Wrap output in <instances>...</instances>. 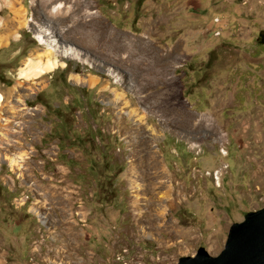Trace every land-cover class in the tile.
Wrapping results in <instances>:
<instances>
[{
	"label": "rangeland",
	"instance_id": "374dc122",
	"mask_svg": "<svg viewBox=\"0 0 264 264\" xmlns=\"http://www.w3.org/2000/svg\"><path fill=\"white\" fill-rule=\"evenodd\" d=\"M261 30L264 0H0V92L31 55L61 61L19 92L0 264L218 255L264 207Z\"/></svg>",
	"mask_w": 264,
	"mask_h": 264
},
{
	"label": "bare ground",
	"instance_id": "6f19581e",
	"mask_svg": "<svg viewBox=\"0 0 264 264\" xmlns=\"http://www.w3.org/2000/svg\"><path fill=\"white\" fill-rule=\"evenodd\" d=\"M5 26L9 27L8 24H5ZM47 34L49 33L47 32ZM38 37L42 43L45 42L50 48L57 50L55 40H47L45 39V36L43 34L40 35V33ZM78 52L79 51H77L75 48L73 47L71 48L70 53L72 55L78 56L79 55ZM59 64H60V60L57 58L48 57L47 59H43L41 57H38L37 55L36 56L31 55V57H28V59H26L24 64L19 68L18 78L20 80L13 87L10 98L7 99L4 93L0 92V170L3 163L2 158L7 159L9 165L12 168H16V166L20 165L19 164L20 162L16 157H12L3 150L9 152V150H11V147L13 146L11 142H16L15 140L12 139L13 136L18 135L19 133L18 131L15 132L16 131L15 127L18 126L16 123V119H23L22 125H24L25 123H28V118L32 117V114L26 112L27 107L25 106L22 108L20 107L21 106L20 104L28 105L26 99L27 95L19 94L21 87H24L23 82H26V79H31L34 76L38 77L47 72H50L54 68H56ZM28 88H30L33 92H36V89L34 87H28ZM23 133L24 131L22 132V135ZM16 145L19 144L17 143ZM16 145L14 147H16ZM19 158L22 159L21 161L26 162L27 159H29L30 157L27 153V154H21Z\"/></svg>",
	"mask_w": 264,
	"mask_h": 264
},
{
	"label": "water",
	"instance_id": "95a60500",
	"mask_svg": "<svg viewBox=\"0 0 264 264\" xmlns=\"http://www.w3.org/2000/svg\"><path fill=\"white\" fill-rule=\"evenodd\" d=\"M260 37L264 43V30ZM178 264H264V207L247 212L244 220L231 225L218 255L202 246L193 255L181 256Z\"/></svg>",
	"mask_w": 264,
	"mask_h": 264
},
{
	"label": "crops",
	"instance_id": "0c3cea01",
	"mask_svg": "<svg viewBox=\"0 0 264 264\" xmlns=\"http://www.w3.org/2000/svg\"><path fill=\"white\" fill-rule=\"evenodd\" d=\"M13 2V1H12ZM59 7L57 8L58 10H59V8H63V5L61 4V5H58ZM56 11V10H55ZM71 48L72 47H68V48H66V49H64V50H62L63 52V55H65V56H68V55H72L70 52H71ZM74 56V55H73ZM60 63H61V61H60ZM89 82H91L92 81V79L91 78H88L87 79ZM82 83L84 82H86V80H84V81H81Z\"/></svg>",
	"mask_w": 264,
	"mask_h": 264
}]
</instances>
